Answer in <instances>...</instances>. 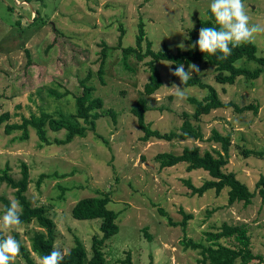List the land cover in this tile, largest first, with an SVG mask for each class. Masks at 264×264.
Listing matches in <instances>:
<instances>
[{
  "label": "rangeland",
  "instance_id": "374dc122",
  "mask_svg": "<svg viewBox=\"0 0 264 264\" xmlns=\"http://www.w3.org/2000/svg\"><path fill=\"white\" fill-rule=\"evenodd\" d=\"M210 3L211 0H0V116L11 114L9 120L0 122V168L9 164L18 179L22 175L21 162L29 165L27 195L34 205H45L56 222V245L61 250L69 251L78 237L91 252L93 237L102 235V219H77L72 208L81 198L110 192L109 207L120 213V230L103 247L107 264H124L128 254L134 264H201L198 250L186 249L182 240L187 236L208 244L207 232L218 231L224 223L247 226L254 253L264 257V200L257 187L264 176V157L242 154L244 148L264 150V73L256 80L240 78L234 85L218 84L224 101L258 104V112L222 108L199 121L193 119L206 139L213 128L232 135L226 170L235 172L256 191L248 205L242 201L230 204L228 187L219 194L209 189L202 196L193 195L184 180L190 178L200 186L210 177L207 171H188L186 163L160 169L156 160L161 152L181 153L187 146H200L202 151L220 149L219 144L195 139L144 141L137 118L130 111L150 73L145 64L148 58L138 61L132 56L129 61L135 71L124 68L122 51L117 47L120 26L126 30L123 45H134L138 23L143 18L155 50L168 44L177 51L181 43L187 48L191 33L198 32L201 20L209 17ZM244 4L251 23L264 25V0H245ZM30 23L32 26H28ZM103 41L110 46L105 83L99 75ZM255 43L258 53L264 55V33L257 35ZM168 64L171 63L165 60L159 62L164 85L150 97L152 109L146 114L147 122L162 132L178 131L183 113L194 112L188 98L206 94L199 87L182 85L170 73ZM195 65L199 72L192 75L215 82L213 66ZM82 79L94 86V95L103 98L104 108L117 112V122L104 115L87 136L44 147L32 127L27 140L20 139L21 130L5 132L7 122H19L23 115L41 110L55 115L75 112L76 96L82 94ZM173 84L186 89V100L176 99ZM52 91L62 96L57 98ZM66 133L65 129L48 131L51 140L63 139ZM43 173L47 176L39 184ZM14 191L0 183V216L5 207L1 196L16 200ZM161 208L175 222L184 219L181 210L193 217L183 229L170 224ZM38 229L41 228L35 222L21 224L18 231L10 230L7 235L16 239L17 234L33 256L38 254L32 251L31 237ZM221 242L229 244L231 239ZM16 262L27 264L21 256ZM250 264L264 262L254 260Z\"/></svg>",
  "mask_w": 264,
  "mask_h": 264
},
{
  "label": "trees",
  "instance_id": "16d2710c",
  "mask_svg": "<svg viewBox=\"0 0 264 264\" xmlns=\"http://www.w3.org/2000/svg\"><path fill=\"white\" fill-rule=\"evenodd\" d=\"M245 0H243L244 2ZM209 17L201 20L203 27H219L216 24L215 17L211 11L208 10ZM37 17V16H35ZM36 19V18H35ZM32 26V23L28 24ZM122 33L119 37L117 47L122 51V64L125 69L135 71L130 57H135L138 61H145L149 69L148 81L144 85V89L140 96L131 108V113L136 116L138 126L143 132L141 137L144 141H149L152 138H157L166 141L195 139L200 141H209L220 145V149L213 148L212 150L202 151L200 146L185 147L181 153L161 152L156 155V160L160 164V169L169 168L180 163H186V169L193 171L202 169L207 171L209 178L197 186L188 178L184 180L185 185L191 190L193 195L202 196L209 189H215L219 194L226 187L229 188V203L244 202L246 205L252 203L253 197L256 196V191H252L249 186L241 181L237 174L233 171H227L226 167L230 162V151L233 143L231 134H223L218 129L213 128L211 135L206 139L204 132L199 124H194V120H201L202 117L211 114L213 111L222 108H232L235 112H244L254 110L258 112L259 105L249 103L239 105L233 100L224 101L220 88L225 85H234L240 78L249 80H256L264 73V55L258 53V46L256 43H245L239 47L232 49V54L226 60L218 59L221 55H209L199 51L198 47L189 50L178 49L173 51L168 44H165L161 50H155L152 40L148 38L146 30V23L143 18H140L138 23V32L136 34V42L134 45H123L122 39L126 33L123 25L120 26ZM198 39V32L191 33V38L188 40L189 45L193 44ZM102 50L100 56L99 75L102 83H105L104 73L105 65L109 55L110 46L107 42H102ZM30 56V51L27 50ZM169 61L171 67L175 69L177 65L184 64L189 67L195 63H203L215 68L214 83L205 80L199 74L192 75L188 80L187 86H196L206 91V94L201 97L191 96L188 98L190 103L194 106V112L183 113V123L178 131L173 130L169 132H162L154 129L146 120V114L152 109L149 99L154 95L163 85L164 79L159 67V62ZM245 64H255L254 68ZM177 78L176 76H173ZM218 84H221L219 88ZM82 87V94L76 96L75 112L70 114L53 113L41 110L40 113H32L29 116L23 115L21 121L14 123H6L5 132L10 134L14 129L21 130V140L30 138V128L32 127L40 140L41 146L51 145L53 143L68 144L74 140L75 137H85L89 131H95L96 121L99 117L110 115L114 122H117V112L113 109L104 108V100L102 97L94 95V86L87 84V79L80 81ZM57 98L62 96L56 91L51 92ZM11 114L9 112L3 113L0 116V122L9 120ZM49 129L53 131H60L65 129L67 131L65 138L51 140L48 135ZM244 157L257 156L264 157V150H256L251 148L242 149ZM21 177L15 178L11 173V166L6 164L5 167L0 168V183H5L7 186L13 188L15 198L22 207V214L20 216L21 224H30L35 222L41 229L35 230L32 240V251L39 256L47 255L51 252L53 245L57 240V225L53 218L48 214L45 205H34L27 195L30 183V167L22 161L21 162ZM47 174H41L39 184ZM258 194L264 200V176H261L257 183ZM4 202V210L10 206L11 201L5 196H1ZM112 201L110 192H103L100 196H88L81 198L72 208V215L77 219H94L101 218V232L102 235H95L92 240L91 252L89 253L84 243L77 237L75 245L69 250L68 255L64 257L62 264H107V259L103 247L107 239L117 234L120 230L118 218L120 213L109 207ZM3 210V211H4ZM161 213L168 218L170 224L178 226L181 225L185 229L188 221L193 217L192 214H186L184 210V219L181 222L173 221L167 211L160 209ZM4 236L0 233V238ZM20 242L21 253L20 256L27 264H36L31 251L18 239ZM208 244L202 241H195L188 239L187 236L182 240V244L186 249L198 250L201 258L197 259L201 264H250L254 260L264 262V257L255 254L252 248V240L249 229L245 225H231L224 223L222 227L216 231L207 232ZM229 240L231 242L224 244L221 240ZM124 264H134L131 254L123 260ZM16 264H21L16 262Z\"/></svg>",
  "mask_w": 264,
  "mask_h": 264
},
{
  "label": "clouds",
  "instance_id": "9594fccd",
  "mask_svg": "<svg viewBox=\"0 0 264 264\" xmlns=\"http://www.w3.org/2000/svg\"><path fill=\"white\" fill-rule=\"evenodd\" d=\"M210 11L215 17L219 27H201L198 30V39L191 45L185 47L184 43L178 45L182 50H189L198 47L202 53L216 55L220 60H226L232 49L245 43H255L258 34L264 33V25L251 23L246 5L243 0H211ZM187 37L186 39H188ZM173 76L179 78L182 85H186L192 78L193 72H199L195 64L185 70L184 64H179L175 69L171 64L167 65ZM172 94L178 101L187 99L186 89L173 84ZM22 207L19 202L12 200L3 215L0 216V233L5 235L0 238V264H16L21 253L20 242L11 235H7L10 230H19L21 225L20 216ZM68 255L67 250H61L54 244L51 252L44 256L33 254L36 264H62L64 257Z\"/></svg>",
  "mask_w": 264,
  "mask_h": 264
}]
</instances>
